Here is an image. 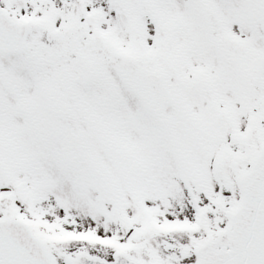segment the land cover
<instances>
[{
	"label": "snow or ice",
	"instance_id": "6c2138e0",
	"mask_svg": "<svg viewBox=\"0 0 264 264\" xmlns=\"http://www.w3.org/2000/svg\"><path fill=\"white\" fill-rule=\"evenodd\" d=\"M0 264H264V0H0Z\"/></svg>",
	"mask_w": 264,
	"mask_h": 264
}]
</instances>
